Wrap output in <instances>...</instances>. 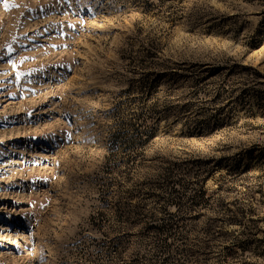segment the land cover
Wrapping results in <instances>:
<instances>
[{
	"label": "rangeland",
	"instance_id": "rangeland-1",
	"mask_svg": "<svg viewBox=\"0 0 264 264\" xmlns=\"http://www.w3.org/2000/svg\"><path fill=\"white\" fill-rule=\"evenodd\" d=\"M0 264H264V0H0Z\"/></svg>",
	"mask_w": 264,
	"mask_h": 264
}]
</instances>
